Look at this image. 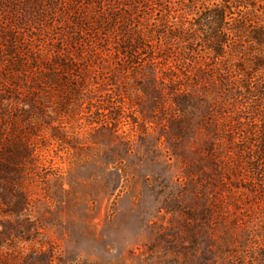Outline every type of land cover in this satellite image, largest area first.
<instances>
[{
  "label": "rangeland",
  "instance_id": "rangeland-1",
  "mask_svg": "<svg viewBox=\"0 0 264 264\" xmlns=\"http://www.w3.org/2000/svg\"><path fill=\"white\" fill-rule=\"evenodd\" d=\"M184 7L0 0V264H264V94Z\"/></svg>",
  "mask_w": 264,
  "mask_h": 264
},
{
  "label": "trees",
  "instance_id": "trees-1",
  "mask_svg": "<svg viewBox=\"0 0 264 264\" xmlns=\"http://www.w3.org/2000/svg\"><path fill=\"white\" fill-rule=\"evenodd\" d=\"M146 1L162 4V0ZM197 1L194 6L177 0L179 5L184 3L186 15H191L190 19L186 17L189 27L177 32L179 37L200 40V57L209 59L205 64L221 83L234 84V73L244 74L246 82L243 80L240 88L248 91V97H262L263 86L257 85L252 91L248 82L254 73H264V0ZM253 154L264 158V134Z\"/></svg>",
  "mask_w": 264,
  "mask_h": 264
}]
</instances>
